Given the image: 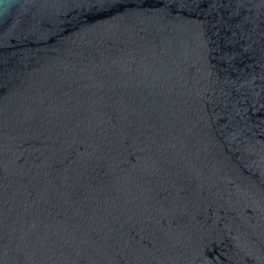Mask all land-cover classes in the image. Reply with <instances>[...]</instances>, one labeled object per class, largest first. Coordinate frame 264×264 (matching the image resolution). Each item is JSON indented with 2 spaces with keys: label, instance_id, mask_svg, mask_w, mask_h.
<instances>
[{
  "label": "water",
  "instance_id": "water-1",
  "mask_svg": "<svg viewBox=\"0 0 264 264\" xmlns=\"http://www.w3.org/2000/svg\"><path fill=\"white\" fill-rule=\"evenodd\" d=\"M0 264H264V0H0Z\"/></svg>",
  "mask_w": 264,
  "mask_h": 264
}]
</instances>
